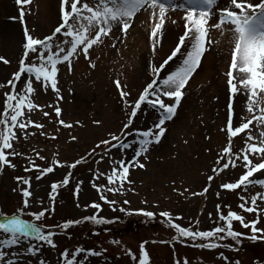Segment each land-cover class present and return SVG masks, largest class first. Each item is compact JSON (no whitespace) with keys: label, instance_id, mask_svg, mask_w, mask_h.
Returning a JSON list of instances; mask_svg holds the SVG:
<instances>
[{"label":"rangeland","instance_id":"obj_1","mask_svg":"<svg viewBox=\"0 0 264 264\" xmlns=\"http://www.w3.org/2000/svg\"><path fill=\"white\" fill-rule=\"evenodd\" d=\"M55 1L51 0L49 3L47 19L41 15L39 6L32 5V0L29 5L24 6L31 9L30 14L26 12L24 19L32 35L37 37L49 35L60 23V7H56ZM19 7L21 6L16 4V0H0V56L9 61L7 64L0 61V82L11 78L19 67L18 60L24 39L23 28L18 19H10V17L19 16ZM134 21L135 18H133ZM213 31L211 36L217 38L219 32ZM119 36L120 40H118ZM126 41H129V46ZM138 41L137 43L133 41V36L130 34L117 33L114 37L110 32L109 36L102 37L101 43L90 48L89 59L86 60L81 54L73 60L71 72L65 65H60L58 87L63 99L57 100L50 88L47 92L37 91L36 102L45 107L42 110L38 109L31 118L43 124L44 128L36 129L30 126L27 131L34 135L28 136L27 139H24L17 131L19 140L14 141L13 146L16 151L25 155L8 157L16 164L15 169L7 166L0 169V211L11 213L20 204L21 194L19 191H13L19 187L15 177H31V190L34 193L33 198H30L31 209L35 211L40 207L49 206L50 184L53 181H61L71 171L68 185L58 186L55 200L52 202L55 211L51 215L46 213L45 223L57 225L68 219H80L94 213L105 217L107 222L100 225L90 221L81 222L68 230H56L57 235L54 237L56 248L41 245V250L36 256H29L27 253L21 255L20 264H39V261H43V264H60L63 263L60 253L68 249L71 254L77 247L93 249L98 253V255H91L85 252L86 264H138V253L142 243L150 256V264H176L177 260L180 264H184L185 259L187 264H236L237 261L239 264H264V239H249L250 228L242 227L238 221H233V229L247 234L239 238V243L224 234L225 239L217 241V248L207 249L199 246L201 243H206L200 239L193 241L184 238V242L173 239L176 235L175 231L168 227L166 218L159 215L160 212L169 211L174 217H180L176 222L182 226L196 227L195 222L198 220L199 230H209L216 227L218 219L216 205H221L225 214L228 208L224 206L228 205L242 215L246 223L259 218L256 227L264 228V211L247 212L238 207L241 203L240 195L248 197L250 205L251 196L257 192H264V187L250 185L246 191L241 189L229 191L219 187L223 182H231L238 178L243 171L239 167L240 161H237L238 166L235 169H232L230 165L229 169L221 171L218 175L213 173V168L218 167L216 162L221 155V150L226 146L225 134L220 129L226 124L229 115V86L227 83V86L220 85L217 76L219 74L217 69L220 68V59L223 55L222 50L217 51L216 54L215 62L218 67L214 62L217 68L214 80L216 92L203 94V86L200 83L185 89L184 96L187 100L181 108H179L180 105L177 107L173 119L166 121L167 130L161 141L152 145L144 154L147 159H144V155L137 157L144 167H129L128 180L132 183L125 182V191L122 194L120 192L104 193L110 200L117 201L115 210L101 201L96 189L92 187V183L107 185L106 176L96 178L94 174L97 169L108 173L112 165L108 162L109 156L101 151L104 145L96 148L91 155H88L89 151L95 148L100 140L108 138L109 133H119L131 111V108H125L115 81L119 80L124 91L131 93L125 99L134 100L138 98L143 87L151 81L148 74L151 72L150 62L156 63V60L157 63L160 62V58H155L160 42L156 52H153L149 33L147 36L140 37ZM171 47L169 45L162 59L169 54ZM207 49L213 50L212 45ZM176 57L169 62V67L161 73L162 76L167 71L174 70L182 61V57H178L179 59ZM225 58L228 61V57ZM90 63L95 66L90 67ZM223 77L226 79L227 76L224 74ZM7 91H10V86L0 89V110H2L4 99L3 93ZM245 99V96L239 94L232 99L234 124L235 114L245 109ZM49 104L53 107L58 105L61 108L59 119L70 123V127L57 122L53 107H49ZM261 106L264 107V102ZM43 112H48L49 116H44ZM153 119L150 109L143 113L138 112L132 126L143 129L149 126ZM77 121L79 123H76ZM252 130L255 136H259V131L255 128ZM41 131L46 132L47 135H40ZM73 136L77 139L72 140ZM243 136L244 133H241L233 138V152H239L244 147L241 140ZM123 139L130 146H138L137 137L134 134ZM32 149L38 151L45 159H39ZM110 151L113 159L118 157L117 149ZM119 151L125 152L126 160L133 154L132 147ZM102 155L103 160L100 159ZM28 157L41 168L48 166L53 159L68 164L81 157H84V160L72 169H69L67 164L57 165L52 173H46L37 180L36 168H32L30 172L24 170L29 166ZM224 162L221 160V163ZM209 175L213 176L210 182L207 179ZM258 178H262L261 173L254 174L253 179ZM77 182L82 183L79 192L74 195ZM205 186H208L206 193L202 191ZM217 192L219 196L216 195ZM192 193L199 194L192 195ZM37 199L43 200V205L38 204ZM124 200L129 203L124 204ZM92 201L101 204V210L98 213L92 207H83ZM256 204L259 209H264V201L259 197ZM120 208L145 209L156 215L148 218L135 211L122 212ZM209 213L212 214L211 218ZM256 235L260 236L262 233H256ZM10 251L14 253L15 249ZM221 253L227 259H221ZM133 256L137 258L133 259Z\"/></svg>","mask_w":264,"mask_h":264},{"label":"snow or ice","instance_id":"obj_2","mask_svg":"<svg viewBox=\"0 0 264 264\" xmlns=\"http://www.w3.org/2000/svg\"><path fill=\"white\" fill-rule=\"evenodd\" d=\"M30 3L31 0H16V4L21 6L19 7V16L10 17V19L20 21L24 39L21 44L22 52L18 60V70L12 74L11 78L0 82V89L10 86V91L3 93L4 99L2 110H0V169L4 166L15 169L16 164L8 157L25 155L16 151L13 146V142L19 140L17 131L24 139H27L28 136L34 135L27 131L30 126L36 129L44 128L43 124L31 118L38 109L42 110L45 107V105L36 102L37 91L47 92L50 88L55 93L57 100L63 99L58 87L60 65H65L71 72L73 60L81 54L86 60L89 59L90 48L101 43L102 37L109 36L110 32L114 37L117 33L126 35L127 29L133 23V17L142 9L149 13V19L153 21L151 40L153 52H156L157 45L163 38L166 20L173 24L176 23L170 12L179 11L180 18L183 20V34L179 37L178 44L171 54L162 59L158 65H152L153 78L143 87L138 98L125 99L131 93L124 91L119 80L115 81L125 108H131V111L127 115V122L123 124L119 133H109L108 138L100 140L95 148L89 151L88 155H91L96 151V148L104 145L101 151L109 156L108 162L112 165L110 172L105 173L97 169L94 174L96 178L106 176L107 185L92 183V187L99 194V199L115 210L114 206L117 201L110 200L104 193L120 192L122 194L125 191V182L132 183L128 180L129 167H144L137 157L146 154L152 145L161 141L167 130L166 121L172 120L175 116L177 107L185 95V85L199 66L203 54L210 45L219 43V40H214L210 35L212 29L217 30L221 37L227 34V42L231 45L230 63L228 71L225 73L228 77L227 84L230 92L229 115L226 124L220 129L225 134L226 146L221 150V155L216 162L218 167L213 168V173L218 175L221 171L229 169L230 165L232 169H235L238 166L237 161H240L239 167L243 171L238 175V178L231 182H223L219 187L229 191L236 189L246 191L250 185L264 187V107L261 106V103L264 102V0H179V2L178 0H60V23L49 35L43 37L32 35L25 22V14L26 12L30 14L31 9L24 6ZM210 19L211 23H209ZM114 29L115 31H113ZM177 54H181L182 61L174 70H169L162 76L161 73L165 66ZM0 61L5 64L9 63L3 56H0ZM94 66L90 63V67ZM237 94L245 96L246 99L244 101L245 109L235 114L236 122L234 124L232 99ZM48 106L53 107L52 104ZM148 109L154 116L151 124L143 129L133 127L138 112L143 113ZM53 110L59 124L71 126L70 123L59 119L61 108L58 105L54 106ZM42 114L46 117L49 116L48 112ZM95 123H100V121H95ZM253 128L259 131V136L253 134ZM241 133H244V136L241 137L244 147L239 152H233V138ZM130 134L137 137L138 146H130L123 139ZM40 135H47V133L41 131ZM71 139L75 140L77 137L73 136ZM129 147H132L133 154L130 159L126 160L125 152L119 150H126ZM111 149L118 150L117 158H112ZM32 151L39 159H45L35 149ZM100 159L103 160L104 156L102 155ZM144 159H147L146 155H144ZM83 160L84 157H81L68 164L53 159L48 166L41 168L28 157L29 166L24 170L30 172L32 168H36L38 175L35 178L39 180L46 173H52L57 165L67 164L68 168L72 169ZM221 160L225 162L221 163ZM256 173H261L262 178L253 179ZM71 175L72 173L69 171L61 181H53L50 184L49 206L40 207L35 211L31 209L32 200L30 198L34 196L31 190V177H15L19 187L13 191H19L21 201L11 213L0 211V264H20L21 255L27 253L29 256H36L41 250V245L56 248L57 244L54 240L57 235L56 230H68L81 222L90 221L96 225L107 222L105 217L94 213L80 219H68L57 225L45 223L46 213L51 215L55 211L52 202L55 200L58 186L68 185ZM207 179L210 182L213 180V176L209 175ZM81 183H76L74 195L79 192ZM207 190L208 186H205L202 191L206 193ZM197 194L199 193H192V195ZM216 195L219 196V192ZM257 197L264 201V192L252 195L249 205V198L240 195L241 203L238 207L247 212L264 211V209L258 208ZM36 202L43 205V200L37 199ZM123 203L128 204L129 201L124 200ZM77 206L80 205L77 203ZM83 207H92L97 213L101 210V204L95 201ZM224 207L228 208L226 214L221 209V205H216L218 217L216 227L209 230H199L198 220L195 222L196 227L193 225L182 226L176 222L180 217H174L169 211L160 212L159 215L166 218L165 222L168 227L175 231L176 235L173 239L181 242H184V238L193 241L197 239L206 241L199 245L201 248H217V241L225 239L224 234L239 243V238L247 234L233 229L234 220L238 221L242 227L250 228L249 239H264V228L256 227L259 218L246 223L244 217L232 210L230 206L225 205ZM120 211L129 213L135 211L148 218L156 215L145 209L120 208ZM208 215L211 218L212 214ZM256 233H262V235L257 236ZM229 247L234 246L229 245ZM13 248L15 249L14 253L10 251ZM85 252L98 255L93 249L77 247L71 254L68 249H64L60 256L63 264H86ZM220 256L221 259H227L223 253ZM136 258L133 256V259ZM39 264H43V261H39ZM138 264H150V256L143 243L140 245L138 253ZM176 264H180V261L177 260ZM184 264H187L186 259ZM236 264H239V261Z\"/></svg>","mask_w":264,"mask_h":264},{"label":"bare ground","instance_id":"obj_3","mask_svg":"<svg viewBox=\"0 0 264 264\" xmlns=\"http://www.w3.org/2000/svg\"><path fill=\"white\" fill-rule=\"evenodd\" d=\"M50 1L51 0H32V3H33L32 5L37 6V7L39 6L41 8V15H43V18L45 19L49 17V15L47 14L49 13L48 10H49ZM54 4L56 5L57 8H59L60 0H56ZM170 15L173 18H175L176 23L173 24L169 20H166L165 22L163 38L159 41L160 42L159 50L155 57L157 59L160 58L159 63L162 62L163 53L166 51L169 45H171L172 47L170 48L171 50L168 55L171 54L174 47L178 44L179 37L183 34V31H184L183 20L180 18L181 13L179 11H172L170 12ZM133 18H135V21L127 29V34H130L131 36H133V41H136V43L139 42L138 39L144 35L147 36L148 33L151 36V24L153 23V21L149 19V13L144 12L142 9ZM211 21L212 20L210 19L209 23ZM213 30L214 29L210 30V35L211 33H214ZM120 38L121 37L119 36L118 40H120ZM213 39L219 40V43L212 44L213 50L206 49L205 53L203 54L201 58L199 66L193 72L192 76L189 78L188 82L185 85L186 90L187 88H190L193 85L200 83V85L203 86V89H202V91H204L203 94L207 92H216L217 87H216V82L214 80H215V72H216L215 70L217 69L215 67V64L217 65V63L215 61L217 60V57H216L217 51H220V50H222L223 55H222V58L220 59L222 68L220 65V68L217 69V71L219 72V74H217L219 78L218 82L220 85L227 86L226 85L227 77L226 79H224L223 75L225 74L224 73L225 71L226 72L228 71V67L230 63L231 45L227 42V34H225V36L223 37H221L220 34H218L217 38H213ZM126 43L129 46V41H126ZM226 46H230V48H226ZM181 51L183 52L184 49L182 48ZM168 55H166L163 59L167 58ZM226 56L228 57V61L225 58ZM178 57H181V54H177L176 59H179ZM157 62L158 61L156 60V63L155 62L154 63L158 65L159 63ZM154 63L152 61L150 62L151 69ZM169 64L165 66L164 71L169 67ZM148 74L150 75V79H152L153 78L152 71L150 73L148 72ZM186 100L187 98L186 96H184L179 108H181V106L185 104ZM194 107L195 106H193V108Z\"/></svg>","mask_w":264,"mask_h":264}]
</instances>
